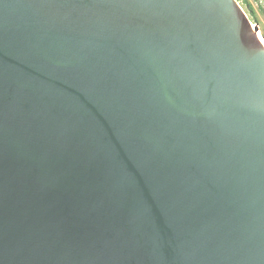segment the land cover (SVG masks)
<instances>
[{"label":"water","instance_id":"1","mask_svg":"<svg viewBox=\"0 0 264 264\" xmlns=\"http://www.w3.org/2000/svg\"><path fill=\"white\" fill-rule=\"evenodd\" d=\"M0 264H264L237 0H0Z\"/></svg>","mask_w":264,"mask_h":264},{"label":"rangeland","instance_id":"2","mask_svg":"<svg viewBox=\"0 0 264 264\" xmlns=\"http://www.w3.org/2000/svg\"><path fill=\"white\" fill-rule=\"evenodd\" d=\"M240 5L243 7V9H247L249 5H251L258 18L257 25L260 28V33L264 37V13L262 12V8L264 6L263 0H237ZM254 25L256 23H253Z\"/></svg>","mask_w":264,"mask_h":264},{"label":"trees","instance_id":"3","mask_svg":"<svg viewBox=\"0 0 264 264\" xmlns=\"http://www.w3.org/2000/svg\"><path fill=\"white\" fill-rule=\"evenodd\" d=\"M263 3H264V0H263ZM245 11H246V13L248 14L250 20H251L253 23H256V24H257L259 20H258V18H257V15H256V13H255L254 8H253L251 5H249L248 8L245 9ZM262 12L264 13V6H263V8H262Z\"/></svg>","mask_w":264,"mask_h":264}]
</instances>
